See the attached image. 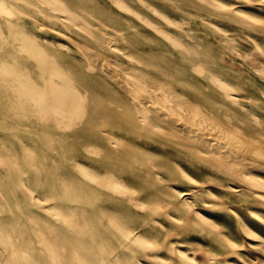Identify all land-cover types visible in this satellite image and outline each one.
I'll list each match as a JSON object with an SVG mask.
<instances>
[{
    "label": "rangeland",
    "instance_id": "1",
    "mask_svg": "<svg viewBox=\"0 0 264 264\" xmlns=\"http://www.w3.org/2000/svg\"><path fill=\"white\" fill-rule=\"evenodd\" d=\"M123 1L0 0V264H52L51 243L68 264H264V161L228 173L141 124L122 68L163 73L264 142V0ZM179 42L203 54L201 72ZM211 72L239 86L236 100ZM56 100L62 110L46 107ZM102 115L115 122L96 138Z\"/></svg>",
    "mask_w": 264,
    "mask_h": 264
},
{
    "label": "bare ground",
    "instance_id": "2",
    "mask_svg": "<svg viewBox=\"0 0 264 264\" xmlns=\"http://www.w3.org/2000/svg\"><path fill=\"white\" fill-rule=\"evenodd\" d=\"M102 1V0H101ZM127 1V0H126ZM240 1V0H239ZM128 2V1H127ZM169 2V1H168ZM171 2V1H170ZM236 2V0H235ZM104 3V2H103ZM116 3L120 6H128L125 4L123 0H116ZM139 3V1H138ZM174 3V2H172ZM172 3H169L170 5ZM200 3V2H199ZM245 3V2H244ZM61 3H58L59 8L66 7L62 6ZM140 4V3H139ZM177 4V3H176ZM192 5V4H191ZM239 5V4H238ZM249 5V4H248ZM139 6V5H138ZM167 6V5H166ZM210 6V5H209ZM221 6V5H220ZM247 6V5H246ZM143 7V5H142ZM170 7V6H169ZM185 7V6H183ZM196 7V6H195ZM238 7V6H237ZM242 7V6H241ZM168 8V6H167ZM187 8V7H185ZM216 8V7H215ZM219 8V7H218ZM233 8V6H232ZM110 9V8H109ZM140 9V8H139ZM153 9V8H152ZM204 9V8H203ZM202 9V10H203ZM147 10V9H146ZM191 10V9H190ZM260 10V9H259ZM119 11V10H118ZM63 12V11H62ZM109 12V11H108ZM182 12V11H181ZM199 12V11H198ZM126 13V12H125ZM171 13V11H170ZM196 13V12H195ZM219 13H221L219 11ZM236 13V12H235ZM62 14V13H61ZM160 14V13H159ZM165 14V13H164ZM167 14V13H166ZM165 14V15H166ZM205 14V13H204ZM71 13L67 11V17H71ZM75 15V14H74ZM73 15V16H74ZM152 15V14H151ZM76 16V15H75ZM153 16V15H152ZM161 16H163L161 14ZM167 16V15H166ZM166 16L162 17L163 22L170 21V18ZM187 16V15H186ZM64 17V16H63ZM89 18V17H88ZM157 18V17H156ZM196 18V17H195ZM228 18V17H226ZM159 19V18H158ZM161 20V21H162ZM200 20V19H199ZM218 20V19H217ZM226 20V19H225ZM146 23H149L147 19L143 20ZM182 21V20H181ZM239 21V20H238ZM242 21V20H240ZM81 22V21H80ZM183 22V21H182ZM173 23V22H172ZM227 23V22H226ZM183 24V23H182ZM257 24V23H256ZM70 25V24H69ZM85 25V24H84ZM171 25V24H170ZM174 25V24H172ZM186 25V24H185ZM184 25V26H185ZM210 25V24H209ZM258 25V24H257ZM262 25V24H261ZM79 26V24H78ZM82 26V24H81ZM234 26V25H233ZM237 26V25H236ZM249 26V25H248ZM255 26V25H254ZM70 27V26H69ZM72 27V26H71ZM75 27V26H74ZM85 27V26H84ZM89 27V26H88ZM157 32L163 33L169 39L173 41H179L177 37L169 36L168 30L161 26H152ZM171 27V26H170ZM188 27V26H186ZM212 27V26H211ZM214 27V26H213ZM68 28V27H66ZM172 28V27H171ZM76 29V28H75ZM105 29V28H104ZM180 30V29H179ZM177 30V32L179 31ZM213 30V29H211ZM116 31V30H115ZM181 31V30H180ZM241 31V30H240ZM121 33V32H120ZM123 33V32H122ZM160 33V34H161ZM196 33V32H194ZM200 33V32H199ZM256 33V32H255ZM185 34V33H184ZM189 34V33H188ZM257 34V33H256ZM101 35V34H100ZM186 35V34H185ZM190 35V34H189ZM187 35V36H189ZM192 35V34H191ZM104 36V35H103ZM117 32H110L108 35L109 40H115L118 37ZM234 36V35H232ZM243 36V35H242ZM100 37V36H99ZM106 37V36H105ZM103 37V40H105ZM222 37V36H221ZM220 37V38H221ZM68 38V37H67ZM214 38V37H213ZM189 39V38H188ZM248 39V38H247ZM102 40V39H101ZM170 40V41H171ZM216 40V39H215ZM219 40V39H218ZM227 40V39H226ZM250 40V39H249ZM254 40V39H252ZM217 41V40H216ZM172 42V41H171ZM229 42V41H228ZM232 42V41H231ZM217 43V42H216ZM234 43V42H233ZM187 44V43H186ZM201 44V43H200ZM195 46V44H193ZM249 45V44H248ZM180 49L179 50H188L190 52L189 63L190 68L195 71L201 72L206 64V60L203 57V54L197 49H190L184 43L179 42ZM209 46V45H208ZM215 46V45H214ZM128 47V46H127ZM210 47V46H209ZM216 47V46H215ZM255 47V46H254ZM129 48V47H128ZM208 48V47H207ZM220 48V47H219ZM234 48V47H233ZM236 49V48H234ZM134 50V49H133ZM125 51V50H124ZM184 52V51H183ZM235 53V52H234ZM248 53V52H247ZM237 54V53H236ZM84 55V54H82ZM239 55V54H238ZM85 56V55H84ZM241 56V55H240ZM253 56V55H252ZM243 57V56H242ZM246 57V55H245ZM115 59V57H113ZM255 58V57H253ZM113 59V60H114ZM248 59V58H247ZM260 59V58H259ZM108 60V59H107ZM187 60V59H186ZM254 61V60H253ZM249 62V61H248ZM123 63V62H122ZM260 63V62H257ZM88 64V63H87ZM128 64V63H127ZM249 64V63H248ZM253 64V62H252ZM255 64V63H254ZM111 65V64H110ZM232 65V64H231ZM56 66V65H55ZM207 66V65H206ZM251 66V63H250ZM261 65L259 64L258 67ZM88 67V66H87ZM91 67V66H90ZM57 68V67H56ZM55 68V69H56ZM111 68V67H110ZM122 68L129 69L130 74L134 76L135 80L130 82V89L133 95L138 96L139 99L136 101L137 109L139 110L138 119L142 122L146 120H152V125H160L164 124L169 130L167 132V136L172 139H177L180 145L186 146L185 143L187 141H191L197 144L199 147L203 148V150L207 151L212 156V162L228 173L240 174L244 172L246 169L245 165L256 164L257 162L264 161V142L261 141L258 137L251 134L247 131H240L238 125L228 121V119H223L221 117H215L207 107H205L202 103L197 101L193 96H190L185 90L176 86L173 81L163 73H158L154 71H150L145 67L138 66L135 64H131L128 67L124 66ZM234 68V67H233ZM264 68V67H263ZM54 70V68H52ZM59 69V68H58ZM87 69V68H86ZM94 71V70H93ZM96 71V70H95ZM193 71V72H195ZM49 74V73H48ZM129 74V75H130ZM198 75V74H197ZM209 75V74H208ZM126 79V78H125ZM124 79V80H125ZM210 81L227 97L236 100V94L239 91L238 85L228 84L227 81L221 80L215 73L211 72L209 75ZM264 81V80H262ZM57 82V81H56ZM52 83V82H51ZM46 85V84H45ZM56 86V85H55ZM67 86V85H66ZM214 86V87H215ZM65 87V86H64ZM68 87V86H67ZM118 87V86H117ZM149 87V89H147ZM64 89V88H63ZM66 89V88H65ZM242 89V88H241ZM32 90V89H31ZM35 90V89H34ZM41 90V89H40ZM38 90V91H40ZM53 90V89H52ZM49 90V91H52ZM37 91V92H38ZM60 91V90H59ZM58 91V93H59ZM243 91V90H242ZM36 92V91H35ZM55 93V91H53ZM169 92L170 95L167 98L168 103H162L158 99V95L160 97L163 96V93ZM48 93V91H47ZM52 93V92H51ZM63 93V92H62ZM53 94V93H52ZM64 94V93H63ZM74 94V93H73ZM167 94V93H166ZM43 95V94H41ZM76 95V94H74ZM239 95V94H238ZM59 97V96H58ZM159 97V98H160ZM165 97V96H164ZM99 98V97H98ZM57 99V98H56ZM162 99V98H161ZM242 100V99H241ZM55 101V100H54ZM53 101V103H54ZM62 101V100H61ZM60 100H56L53 105H47V108H51L53 110L60 109L62 110V102ZM135 101V100H133ZM163 101V100H161ZM166 101V100H164ZM231 101V100H230ZM68 102V101H67ZM73 103L69 100L67 104V108L73 109ZM77 103V102H76ZM255 104V103H253ZM38 107V106H37ZM82 107V106H81ZM202 110V115L199 118H193V114L195 112ZM77 111V110H76ZM117 111V109H116ZM115 111V112H116ZM241 111V110H240ZM84 114V113H83ZM197 114V113H196ZM115 115V113H114ZM117 116V115H116ZM103 117V115H102ZM118 117V116H117ZM121 117V116H120ZM122 118V117H121ZM98 119V118H96ZM125 121L126 118L124 117ZM123 120V118H122ZM131 121V120H130ZM65 122V121H64ZM114 117L110 118L109 116L105 118H99L97 122L93 126V133L97 136L96 138H100L98 131L102 129H107V127L111 128L114 123ZM129 121H127L128 123ZM130 123V122H129ZM146 123V122H145ZM239 123V122H238ZM123 124V123H122ZM132 124V123H131ZM137 124V123H136ZM139 124V125H141ZM144 124V123H143ZM138 125V126H139ZM65 126V125H64ZM125 126V124H124ZM129 126V125H128ZM131 126V125H130ZM135 126V125H134ZM143 126V125H142ZM71 127V126H70ZM132 127V126H131ZM129 127V128H131ZM157 127V126H156ZM156 127H153L156 129ZM134 128V127H133ZM132 128V129H133ZM140 127H135V129ZM134 129V130H135ZM142 129V127H141ZM152 129V127H151ZM112 130V129H111ZM139 130V129H138ZM153 130V129H152ZM157 131V130H155ZM163 131V130H162ZM161 131V132H162ZM101 132V131H100ZM160 132V133H161ZM92 133V131L90 132ZM164 133V132H163ZM104 134V133H103ZM112 137V136H111ZM137 139V138H136ZM120 140V139H119ZM139 140V138H138ZM110 141V140H109ZM113 141V137L112 140ZM122 141V140H121ZM101 142V141H100ZM99 142V143H100ZM124 142V141H122ZM143 142V141H142ZM145 143V142H144ZM121 144V143H120ZM113 146V145H112ZM117 146V145H116ZM195 146V145H194ZM94 147V146H93ZM146 147V146H145ZM90 148V147H89ZM115 148V147H114ZM157 150V149H156ZM135 151V150H134ZM140 152V151H138ZM97 153V152H96ZM99 153V152H98ZM132 153V152H131ZM137 153V152H136ZM132 153V154H136ZM198 153V152H197ZM127 155V153L125 152ZM138 154V153H137ZM136 154V155H137ZM93 155V154H91ZM95 155V154H94ZM130 155V154H129ZM139 155V154H138ZM137 155V156H138ZM143 155V153H142ZM199 155V154H198ZM131 156V155H130ZM205 156V155H204ZM208 156V155H206ZM133 156H131L132 158ZM141 157V156H140ZM139 157V159H140ZM145 157V156H144ZM150 157V156H149ZM137 158V157H136ZM143 158V156H142ZM156 158V157H155ZM153 158V159H155ZM133 159V158H132ZM143 160V159H141ZM145 160V159H144ZM149 160V159H148ZM139 162V161H138ZM148 162V161H147ZM151 162V160H150ZM191 162V161H190ZM175 163V162H174ZM263 163V162H262ZM151 164V163H150ZM258 164V163H257ZM261 165V164H260ZM153 166V165H152ZM255 166V165H254ZM259 166V165H258ZM156 167V166H155ZM152 169V167L150 166ZM179 168V167H178ZM213 168V167H212ZM250 168V167H248ZM259 168H261L259 166ZM252 169V168H251ZM250 169V170H251ZM258 169V168H257ZM179 170V169H178ZM151 171V170H150ZM247 171V170H246ZM255 172V171H254ZM253 172V173H254ZM181 173V172H180ZM246 174V173H245ZM168 175V174H167ZM185 176V175H184ZM158 177V176H156ZM238 177V176H237ZM242 177V176H241ZM239 177V178H241ZM254 176H252L253 178ZM244 179V178H243ZM253 180V179H252ZM259 180V179H258ZM251 183V179L248 180ZM255 181V180H254ZM95 182V181H94ZM109 182V180H108ZM248 183V182H247ZM252 184V183H251ZM258 184V183H257ZM254 185V184H252ZM99 187V186H98ZM256 187V186H255ZM258 187V185H257ZM259 189V188H258ZM261 189V188H260ZM191 193V192H189ZM182 196V195H181ZM262 196V195H261ZM263 199V198H262ZM184 203V201H183ZM187 204V203H186ZM62 208V207H61ZM58 212V211H56ZM124 233V232H123ZM127 240V239H126ZM5 241V240H4ZM11 241V240H10ZM16 242V241H15ZM6 245V244H5ZM10 245V244H9ZM25 245V244H24ZM49 247L48 257L50 263L52 264H62L65 261V264H68L69 261L62 256L60 250L54 247L51 244H48ZM14 247V246H13ZM25 253V252H24ZM37 254V253H36ZM40 259V258H39ZM77 259V257L75 258ZM41 260V259H40ZM42 262V261H41ZM23 264H32L30 261H22ZM34 264V263H33Z\"/></svg>",
    "mask_w": 264,
    "mask_h": 264
}]
</instances>
